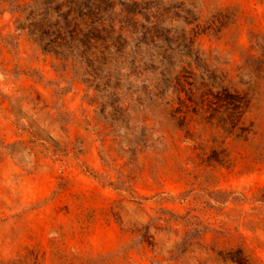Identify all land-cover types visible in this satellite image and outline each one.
Wrapping results in <instances>:
<instances>
[{"label":"rangeland","instance_id":"1","mask_svg":"<svg viewBox=\"0 0 264 264\" xmlns=\"http://www.w3.org/2000/svg\"><path fill=\"white\" fill-rule=\"evenodd\" d=\"M153 1L179 9L163 27L193 36L194 72L251 85L252 132L216 128L199 95L179 127L151 73L116 86L46 54L12 12L31 0H0V264H264V0Z\"/></svg>","mask_w":264,"mask_h":264},{"label":"trees","instance_id":"2","mask_svg":"<svg viewBox=\"0 0 264 264\" xmlns=\"http://www.w3.org/2000/svg\"><path fill=\"white\" fill-rule=\"evenodd\" d=\"M12 12L24 17L18 28L42 52L61 59L81 57L88 66L106 73L104 78L112 76L113 85L151 73L161 95L172 91L178 107L171 117L179 127L185 125L190 109L198 110L199 95L201 104L206 103L211 117L217 119L216 128L244 139L252 132V124L245 120L252 101L251 85L240 91L224 72L216 76L206 71L208 78L194 72V67L201 71L205 64L199 51L193 50V36L184 29L177 47L171 46V29L163 24L172 15L182 18L178 8L153 0H31ZM189 15L191 20L183 16L188 25L197 22L196 14ZM213 29L196 24L193 31L200 35ZM257 50L260 56L250 60L248 67L262 79L264 41L257 44ZM123 69L128 73H122ZM214 161L223 164L220 156ZM238 262L246 261L239 258Z\"/></svg>","mask_w":264,"mask_h":264}]
</instances>
